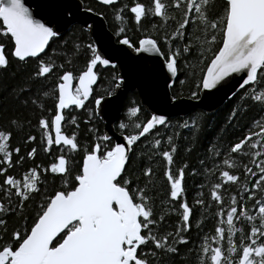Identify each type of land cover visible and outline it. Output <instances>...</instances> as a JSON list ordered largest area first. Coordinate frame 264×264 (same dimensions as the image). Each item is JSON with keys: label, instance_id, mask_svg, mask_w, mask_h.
<instances>
[{"label": "snow or ice", "instance_id": "6c2138e0", "mask_svg": "<svg viewBox=\"0 0 264 264\" xmlns=\"http://www.w3.org/2000/svg\"><path fill=\"white\" fill-rule=\"evenodd\" d=\"M98 2L111 6L117 21L125 19L117 0ZM123 8L137 28L149 17L159 19L161 29L169 22L174 28L162 30L157 38L143 35L135 43L120 28L113 45L99 29L95 40L88 37L93 31L91 17H81L68 5L38 3L33 12L25 0H0V69L11 62L31 64L28 82L14 86L11 93L38 111L35 125L31 121L28 125L39 133L40 153L54 159L46 167L38 162L34 134H25L23 152L20 144H13L22 122L11 119L0 126V264H157L158 252L180 257L181 246L189 244L195 246L196 264H264V0H224L222 13L215 16L210 13L211 0H150L148 5L136 0ZM85 11L103 15L93 8ZM67 25L88 41L76 45L85 55L76 70L71 61L56 63L47 51ZM128 49L156 53L163 58L161 71L166 68L172 76L178 74L181 57L186 59L198 50L199 59L204 60L208 54L196 84L197 90H214L205 101L225 89L227 95L234 74L243 73L238 81L240 98L260 105L258 116L233 142L210 145V167L201 161L205 183L194 185L191 203L185 185L188 165L176 166L173 137L159 132L158 126L170 124L167 115L153 113L137 122L140 107L129 106L126 118L134 119L118 124L117 139L98 134L92 126L87 142L79 138L72 108L86 109L85 123L91 124L120 106L127 87L124 75L114 73L103 94L96 87L101 71L115 69ZM36 83L40 87L34 89ZM191 97L199 99L198 91L192 90ZM162 103L168 110L182 108L176 94L165 93ZM246 108L247 104L234 107L228 121ZM183 127L188 128V123ZM141 144L149 164L161 161L166 185L162 203L177 216L170 231L159 228L166 217L154 205L156 170L142 166L140 176L131 171L140 155L134 149ZM25 162L31 166L17 174ZM48 173L60 181L52 192L46 187ZM189 175H197V169L192 168ZM229 185L235 186L232 192L227 191ZM30 206L29 222L26 209ZM197 207L212 209L214 226L208 231L195 215ZM9 216L17 221L11 229ZM194 228L200 232L198 244L191 236ZM192 251L187 248L188 253Z\"/></svg>", "mask_w": 264, "mask_h": 264}, {"label": "trees", "instance_id": "16d2710c", "mask_svg": "<svg viewBox=\"0 0 264 264\" xmlns=\"http://www.w3.org/2000/svg\"><path fill=\"white\" fill-rule=\"evenodd\" d=\"M81 2L84 4L86 9L93 8L95 11L103 13L101 17H103L107 28L113 33L115 38L117 37V33L120 28L124 29L122 35H127L128 38L134 43L143 35H151L153 38H157L162 30L170 31L174 28V24L169 22L165 28L161 29L162 22L159 19L153 17L145 19L140 27L137 28L134 25L128 10L123 8V5H128L131 7L132 3L136 2V0H117L116 7L123 9L121 12V15L125 18L123 21H117L115 19L111 6H103L96 0H81ZM139 2L148 5L150 0H139ZM223 4L224 0H211L210 13L213 16L221 14L223 10ZM152 25H156V28L153 29ZM145 29H147V31H145ZM87 35L91 38L90 33H87ZM82 42L87 43L88 41L79 31L71 26V28L62 34L55 43L51 44V47L47 49V51L49 52V56L56 63L71 61V67L73 70H76L84 63L85 59L84 50H77L76 48V45ZM161 47L162 50H165L163 45H161ZM197 52L198 50L195 51L192 56H189L186 59L181 57L178 60V75L173 86L170 88L172 95L176 94L179 98H192L191 91L196 90L198 91L199 96L201 88L197 90L196 84L200 74L193 73V69L196 64H192L191 62V60H193V56ZM200 65L199 73L201 68ZM31 70V64L24 65L16 62H11L6 69H0V126H6L11 119H16L18 122H22V131L16 134L13 144H20L23 152L24 148L27 147L26 145L22 144V139L24 138L25 134L31 133L36 135L38 137V162L41 163L42 166L46 167L48 164L54 162V159H49L48 157L44 156L43 153H40L39 133L28 125V121H31L32 125H35L36 117L39 113L33 108V106H25L22 104L15 98V95L11 93V89L14 86L22 85L28 82V77L31 73ZM116 72H119L117 67L115 69H103L101 71V82H99V86L96 87V92L103 94L104 90L108 87V81ZM32 87L34 89L39 88L40 84H33ZM242 95L243 92L241 90L231 99H229L225 105H223L214 114H207L202 110L196 109L185 118H170V124L167 128L158 126L161 135H171L173 137V142L176 144L177 149L176 153L174 154L176 166L185 163L188 165V167L185 169V185L188 189L189 203H191L193 197L196 195V191H194V185L205 183V180L201 175V161L203 160L208 163L210 145H227L230 142H233L241 135L242 130L251 123L253 118L258 116L260 105L246 99L242 100L240 98ZM48 103L50 105L51 101ZM244 104H247V108L238 111L235 120L231 122L228 121V116L231 110L234 107L240 108ZM129 106L140 107V112L137 114V122H143L151 115L149 111L142 106L141 98L138 93L132 92L127 94L123 102L120 117L114 124V129L117 133H119L117 126L120 122L127 123L129 119H134L126 118L127 107ZM70 115H75L77 117V123L79 124V129L77 131L79 138L82 141L87 142V139L90 136V133L88 132V128L90 126L97 128L99 130L98 134H105L104 122L101 120V118L99 120H92L91 124L85 123V121L88 119L86 109H75L73 107ZM186 122L189 125L188 128L183 127ZM66 128H70V126H66ZM134 150L140 153V155L137 157V160L135 161V166L131 170L135 175L140 176L139 169L142 166H151L156 170L153 177L155 185L152 192L154 197V205L157 212L159 213L163 211L166 217L165 221L159 225V228L161 231H170L177 223V216L174 213H170L166 206L162 203V201L165 199L166 185L161 176V169L159 168L161 161L156 159L153 163L149 164L143 144L137 146ZM237 159H239V157ZM78 162L79 157L77 156L74 159L73 173H75V164ZM29 166L31 165L28 162H25L22 167L16 170V173H23ZM208 166L210 167V163H208ZM192 168L197 169V175H189ZM47 176L48 182L46 187L49 192H52L54 189L60 186V181L58 177H55L50 173H48ZM141 179H143V177H141ZM214 179L215 178L212 177L213 182ZM243 179L244 177L241 176V180ZM234 187V185H229L227 187V191L232 192ZM203 192L204 198L207 201L208 188L205 187ZM214 208L215 205L213 204L212 209ZM212 209L206 211L204 208L197 207L195 211V215L201 220V227L205 231H208L214 226V219L211 215ZM32 211L33 208L31 206L26 209V215L29 222L32 219ZM16 222L17 221L15 217H8V225L10 229L16 224ZM198 235H200L199 230L194 228L191 236L195 244L199 243L197 240ZM187 248H193V251L188 253ZM181 254L182 255L180 257L174 258L170 254L164 255L158 252L157 264H196V251L194 244L181 246Z\"/></svg>", "mask_w": 264, "mask_h": 264}, {"label": "water", "instance_id": "95a60500", "mask_svg": "<svg viewBox=\"0 0 264 264\" xmlns=\"http://www.w3.org/2000/svg\"><path fill=\"white\" fill-rule=\"evenodd\" d=\"M96 1L98 2V0ZM25 2L26 5L33 10V12L37 11L38 3L54 2L68 5L73 10L79 12L81 17H91L88 22L92 25L93 31L90 33L93 38H96L95 32L99 29L106 38L111 39L113 45H116V43H114L116 39L112 36L113 33L106 28L101 19L102 17L92 16L87 13L81 0H25ZM49 11L51 10L49 9ZM36 18L40 17L37 16ZM71 26L72 25H67L62 33L68 30ZM118 47L126 48L127 46ZM162 60L163 58L157 56L156 53H137L128 49L126 54L121 57V60L117 62L116 67H118L117 69L119 73L126 77L127 87L123 89V97L120 106L108 115H104L103 113L101 115V119L104 121V132L112 136L113 139H117L119 137V134L115 133L114 124L118 121L122 111L123 101L128 93H138L141 98L142 106L145 107L150 114H165L170 119L174 117L185 118L196 109L202 110L207 114H214L223 105H225L229 99L241 91L238 86V81H240V76L243 75V73L234 74V78L228 85V87L231 88V91L228 92L227 95H225V91H227V89H225L205 101L207 93L213 92L214 90H204L201 88L199 92V99L179 98L182 102V108L168 110L162 103L163 97L165 93L169 96L172 95L170 88L173 86L177 76H172L167 73L166 68L161 71L160 64L162 63Z\"/></svg>", "mask_w": 264, "mask_h": 264}, {"label": "rangeland", "instance_id": "374dc122", "mask_svg": "<svg viewBox=\"0 0 264 264\" xmlns=\"http://www.w3.org/2000/svg\"><path fill=\"white\" fill-rule=\"evenodd\" d=\"M221 13H222V12H221ZM107 29H108V28H107ZM219 40H220V34H219V32H217V41H219ZM212 47L215 48L216 45L213 44ZM207 55H208V54H206L204 60H200V59H199V54H198V52L193 56V60H191V62H192V64H196V65L194 66V69H193V73H194V74H200V76H201L202 71L204 70L205 64H206V62H207ZM200 64H201V65H200ZM199 65H200V67H201V68H200V73H199ZM184 98H185V97H184Z\"/></svg>", "mask_w": 264, "mask_h": 264}, {"label": "bare ground", "instance_id": "6f19581e", "mask_svg": "<svg viewBox=\"0 0 264 264\" xmlns=\"http://www.w3.org/2000/svg\"><path fill=\"white\" fill-rule=\"evenodd\" d=\"M99 17H100V16H99ZM100 18H101V17H100ZM101 19H102V21L104 22V24H105V26H106V28H107L106 22H105V20L103 19V17H102ZM70 28H71V27H70ZM70 28H69V29H70ZM66 31H67V30H66ZM66 31H65V32H66ZM65 32H64V33H65ZM64 33H62V34H64ZM62 34H61V35H62ZM90 35H91V33H90ZM112 36L115 38V36H114L113 34H112ZM91 38H92L93 40H95V38H93L92 36H91ZM115 39H116V38H115ZM114 43H116V40L114 41ZM117 68H118V67H117ZM128 94H129V93H128ZM126 95H127V94H126ZM125 97H126V96H125ZM124 100H125V99H124ZM123 102H124V101H123ZM151 115H152V114H151ZM119 117H120V116H119ZM118 119H119V118H118ZM101 120H102V119H101ZM102 121H103V120H102ZM103 122H104V121H103ZM115 133H117V132L115 131ZM118 134H119V133H118Z\"/></svg>", "mask_w": 264, "mask_h": 264}]
</instances>
